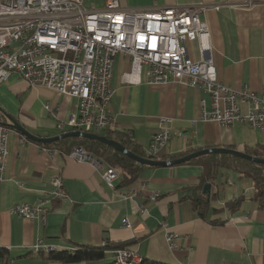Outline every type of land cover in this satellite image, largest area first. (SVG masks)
Here are the masks:
<instances>
[{"label": "crops", "instance_id": "crops-1", "mask_svg": "<svg viewBox=\"0 0 264 264\" xmlns=\"http://www.w3.org/2000/svg\"><path fill=\"white\" fill-rule=\"evenodd\" d=\"M107 1L83 3L90 9H104ZM119 1L132 9L193 3L211 6L201 18L210 28L219 81L235 90L264 91V0ZM189 53L194 61L201 59L197 42L189 44ZM129 69L130 60L118 57L109 108L113 124L104 132L114 139L120 135L145 152L162 126L161 119L168 117L173 119L172 139L159 155L163 160L209 148L244 152L264 145V131L201 122V101L210 109L205 90L172 82L129 86L122 83V74ZM0 108L30 133L50 138L71 131L67 127L61 132L57 125L79 115V100L46 87H31L13 74L0 86ZM1 115L0 121L6 122ZM22 137L11 129L5 180L0 183V264H110L114 262L112 251L119 246L137 252L142 264H264V210L252 200V194L246 195L241 183L245 179L236 173L234 178L222 180L225 170L220 171L211 184L209 208L202 217L193 204L194 197L203 192L202 167L194 162L144 168L131 184H124L117 170L120 177L111 188L92 165L77 162L60 150H47L26 137L22 141ZM52 150H56L53 155ZM57 176L66 187L64 199L52 195V180ZM154 193L160 195L157 201L150 200ZM241 197L244 200L238 209L227 207ZM41 201L50 206L45 225L11 213L17 204L36 206ZM142 207L147 214L141 212ZM126 219L130 227L124 226ZM164 223L169 232L178 235L175 250L166 241ZM39 241L56 251L33 254L31 248ZM103 244L112 248L102 260L67 263L49 259L53 253L101 248Z\"/></svg>", "mask_w": 264, "mask_h": 264}, {"label": "built area", "instance_id": "built-area-1", "mask_svg": "<svg viewBox=\"0 0 264 264\" xmlns=\"http://www.w3.org/2000/svg\"><path fill=\"white\" fill-rule=\"evenodd\" d=\"M209 8L193 3L132 9L122 7L119 0H108L104 9H90L83 0H0V86L17 74L31 87L42 86L75 97L79 115L59 123L58 129L64 132L68 127L100 135L113 124L109 112L115 93L112 79L116 60L123 56L130 60V69L122 74V83L155 86L172 82L203 89L209 95L210 109L202 100L201 122L229 129L247 125L264 131V91L235 90L219 81L210 28L201 18ZM191 42L198 43V61L190 56ZM160 122L162 126L145 151L147 158L159 157L172 139L173 119L166 117ZM10 132L0 121V183L5 180ZM55 151L49 152L53 155ZM66 154L92 165L114 188L120 177L116 169L84 147H74ZM52 187L54 199L67 197L62 177H55ZM159 197L154 193L150 200ZM49 212L47 201L36 206L17 204L11 209L12 214L42 225L47 223ZM141 212L147 214L148 210L142 207ZM124 226L130 227L127 219ZM163 228L169 247L177 249L178 235L169 232L166 223ZM55 251L54 246L41 241L31 248L35 255ZM112 254L115 264L143 262L128 248L115 249Z\"/></svg>", "mask_w": 264, "mask_h": 264}, {"label": "trees", "instance_id": "trees-1", "mask_svg": "<svg viewBox=\"0 0 264 264\" xmlns=\"http://www.w3.org/2000/svg\"><path fill=\"white\" fill-rule=\"evenodd\" d=\"M2 118L3 116L1 115L0 120ZM100 135L118 141L134 154L140 157L147 158L145 152H143L138 146H136L135 143L131 142L129 139H124L120 135H117V138L114 139L112 137L113 134L109 133H103ZM39 145L45 148L57 149L64 153L70 152V150H72L74 147H84L93 156L100 159L103 163L108 164L110 167H113L116 170H119L123 175L124 184L133 183L139 178V175L144 168H151L148 166H142L126 155L110 148L109 146L99 141L90 139L68 138L52 145ZM244 153L264 159V145H259L254 149H246ZM155 159L160 160L159 157H156ZM193 162L202 167L200 188H202L203 191L206 185H211L217 180L221 170L233 172L236 173L240 179L244 178L252 181L254 191L251 198L259 205L261 209L264 210V165L256 164L230 155L218 154L203 156L189 163ZM209 195V193L205 194L204 192H202L200 195H196L193 199L194 208L202 217H205V213L209 208V201L207 200L209 199ZM204 196L206 197V199L203 198ZM243 200L244 198L241 197L233 202H229L227 203V207L231 210L238 209ZM109 248H112L110 244H107L106 247L101 248L88 246L80 247L74 252L53 253L51 254L49 259L67 263L98 261L105 258V253ZM122 248L124 247L119 246L115 247L114 249ZM110 264H115V262Z\"/></svg>", "mask_w": 264, "mask_h": 264}, {"label": "water", "instance_id": "water-1", "mask_svg": "<svg viewBox=\"0 0 264 264\" xmlns=\"http://www.w3.org/2000/svg\"><path fill=\"white\" fill-rule=\"evenodd\" d=\"M0 112L3 113V115L6 118V122H1L2 124L8 126L10 129L20 133L22 136L26 137L29 141L42 144V145H52L55 143H58L62 140L68 139V138H84V139H90L94 141H99L110 148L116 150L117 152H120L130 159L136 161L142 166H148L151 168H157V167H174L182 164L189 163L195 159H198L203 156H208L211 154H218V155H230L234 156L237 158H241L256 164H261L264 165V159L258 158L255 156L248 155L242 151H238L235 149H229V148H209V149H203L197 152H194L192 154H189L184 157H180L174 160H157V159H151V158H145V157H140L133 152L129 151L122 143L109 139L105 136L94 134V133H87V132H81V131H71V132H66L63 134H60L55 137H50V138H41L39 136H36L29 131H27L21 124H19L15 119L9 115L7 112H5L3 109L0 108ZM211 190V185H206L204 188V193H209L210 194Z\"/></svg>", "mask_w": 264, "mask_h": 264}, {"label": "rangeland", "instance_id": "rangeland-1", "mask_svg": "<svg viewBox=\"0 0 264 264\" xmlns=\"http://www.w3.org/2000/svg\"><path fill=\"white\" fill-rule=\"evenodd\" d=\"M223 174L220 175V179H229L230 177H233L234 178V174L233 172H222ZM219 179V180H220ZM231 182H233L234 180L230 179ZM238 181V180H237ZM242 185L244 186V190H246V195H251L253 194V183L251 180H248V179H245L243 181H241Z\"/></svg>", "mask_w": 264, "mask_h": 264}, {"label": "bare ground", "instance_id": "bare-ground-1", "mask_svg": "<svg viewBox=\"0 0 264 264\" xmlns=\"http://www.w3.org/2000/svg\"><path fill=\"white\" fill-rule=\"evenodd\" d=\"M87 150V149H86Z\"/></svg>", "mask_w": 264, "mask_h": 264}]
</instances>
